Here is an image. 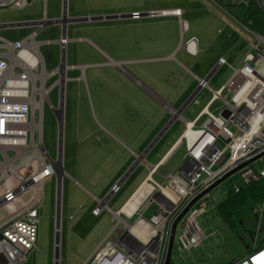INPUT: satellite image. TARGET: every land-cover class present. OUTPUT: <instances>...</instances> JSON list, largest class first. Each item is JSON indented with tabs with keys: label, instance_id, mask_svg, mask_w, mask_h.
Instances as JSON below:
<instances>
[{
	"label": "rangeland",
	"instance_id": "rangeland-1",
	"mask_svg": "<svg viewBox=\"0 0 264 264\" xmlns=\"http://www.w3.org/2000/svg\"><path fill=\"white\" fill-rule=\"evenodd\" d=\"M38 1L31 0L26 8L19 10H0V24L5 22L4 20L14 19L16 15L27 10H39L41 19L45 15H48L49 18L52 15L57 18L61 16L63 0H42L41 5ZM228 2L231 1L228 0ZM262 2L264 4V0ZM192 3H195V11L193 13L189 11L188 14L191 13L189 17L182 16V19L189 23V30L186 27L182 33L179 29H176L175 38H165L163 36L156 27L157 21L160 20L155 19L157 17L139 19L137 22L140 27L134 28L131 32L129 29L128 33L123 32L121 26H115L114 19L68 25V43L64 54L65 56L76 55L77 60H74V62L81 66L85 65L86 68L68 71L66 74L68 81L63 89V102L58 110H62V114L64 112L61 159L63 164L64 161L66 163L65 169L63 167L65 174L69 175L70 173L68 169L69 156H79L77 144L70 149L68 143L75 127L80 123L81 129L84 131L80 135L86 136L84 141L88 140L85 144H82L83 149H86L87 156L84 167H110L116 164L119 153L116 152V148L109 140L112 137L110 132L113 131L114 124L104 123L102 121L103 117L120 114L130 115L131 106L136 103H140L146 109L147 114L151 112L152 101L141 96L139 84L149 86L153 90L167 83L169 76L181 74V67H178L177 62L178 59L182 58L184 50L179 49L178 58H166L174 55L182 42L185 44L190 37L199 36L200 28L205 24L208 25L211 16L207 14L205 7L207 10L210 6L217 9L206 0H66V12L69 18L112 17L131 13H147L176 9ZM232 3L233 5L228 10L235 16V19L246 24V27L255 34H264V15L256 0H233ZM241 3L242 6L238 5ZM163 20L167 21L168 18H163ZM176 20L179 28L178 19ZM227 20L228 18L225 17L223 22L225 26H229ZM223 24L221 30L217 28L210 33L212 40L217 39L219 34L226 35ZM54 27L53 25L47 26L35 37L36 42L46 43L48 41V44L43 43L39 47L40 53L46 62L47 72L54 70L53 65L60 62V47L52 43L53 38L60 36V34L54 32ZM13 31L16 30H0V38L7 39L11 43L20 42L21 40H18L19 37ZM197 36L195 38H198ZM222 49L223 47L220 44L214 45L210 57L213 53L220 52ZM206 59L208 58L203 57L202 54H199L198 57L186 56V63L182 59V64L192 67L197 72V70L205 68ZM117 63L122 64L126 70L124 72L128 73H124L117 68L115 65ZM226 66L219 68L215 75L224 71L232 72V70H227L229 67ZM259 71L264 75V61H262ZM81 76L84 79H75ZM132 76L137 80L133 79ZM57 78V76L54 77L47 84L51 88L49 100L52 108L49 104H45L42 127L44 148L49 157L54 160L58 152L59 140L58 123L53 112V109H57L59 106L58 86L54 85ZM180 82L178 81L175 84H180ZM199 92L197 97L198 99L201 98L202 102L199 101L198 106L191 104L190 110L194 109L193 114H190L189 111L184 114V119L188 122L194 120L208 101V96L211 97L208 90ZM224 96H226L225 93ZM222 108L223 103L217 100L210 111L215 115H219ZM204 120L205 117L197 123L196 128L201 127ZM99 122L103 124L102 134H95V139H89L92 138L90 135L96 129V126H100ZM174 126L177 131H182L181 127L183 128V125L179 121H175ZM7 156L12 157V153L9 152ZM43 161L45 165L49 164L46 156H44ZM35 165L33 162V170L36 168ZM254 165L259 166L262 163L256 162ZM173 167L174 158L167 165V168L173 169ZM70 174L73 176L72 178H75L72 173ZM64 178L65 184L61 182L59 188L55 175L44 178L41 183L38 199V250L34 253V256L31 254L32 256L27 257L25 264H54L55 254L59 258L60 264H84L88 260L90 261L93 252L103 241L107 242L116 235L115 228L121 227L107 209H102L101 216L98 219H93L87 215L85 209L81 210L80 197L76 191L70 194L67 184L68 178L65 176ZM233 178L236 183L241 185L240 177L235 174L212 190L201 201V203L206 204L205 208L196 217L204 235L201 244L190 252L181 253L177 241H175L170 264H230L244 255L246 246H249L248 249L250 250H256L264 246V210L257 211V206L253 207L254 204H250L249 207L242 210L240 215L242 222L237 221L232 228L224 222L217 211L216 205L232 196L231 181ZM18 187L19 181L15 176L4 179L0 182V197L2 198V195L8 190ZM3 189H7L4 194ZM35 195L33 189H26L13 202L2 204L0 206V225L24 209L33 201ZM118 198L119 196L115 200ZM260 204V207L263 208L264 202ZM74 206L76 208L72 209ZM118 206L119 204L113 205L112 203L109 208L114 213L118 210ZM57 207H59V219L58 215L56 217ZM198 209L199 207L196 205L194 210ZM156 211L157 208L152 206L148 210V214L152 215ZM55 225L58 227L57 237L55 235ZM249 233H252L253 237ZM55 242L57 243L56 251Z\"/></svg>",
	"mask_w": 264,
	"mask_h": 264
},
{
	"label": "built area",
	"instance_id": "built-area-1",
	"mask_svg": "<svg viewBox=\"0 0 264 264\" xmlns=\"http://www.w3.org/2000/svg\"><path fill=\"white\" fill-rule=\"evenodd\" d=\"M28 3V0H0V9L19 10ZM262 12L264 15V9ZM167 15L177 17L181 29H185L178 10L150 12L145 16ZM138 17L140 15L136 13L131 15L132 19ZM54 22L43 21L37 27L43 28ZM239 28L248 34L249 47L241 65L232 69L231 76L218 90H212L207 81H198V88L208 90L211 97L194 121L188 122L181 113L169 109L171 118L182 123L184 131L171 147L168 157L151 169L141 186L144 191L136 199L134 221L127 224L120 220L122 229L115 228L116 235L103 241L90 261L84 264H164L174 222L203 191L258 156L261 157L235 174L240 177L241 185L246 186L264 179V75L259 71L264 61V35L250 37L242 25ZM0 42V182L10 176L19 181V187L8 190L0 200L3 205L11 203L30 188L36 193L25 209L0 225V264H25L27 257L38 250L41 183L44 178L56 175L53 163L45 165L43 161L46 154L42 149L45 104L52 108L49 101L51 88L47 84L58 77L54 85L58 86L61 107L65 74L60 68L52 72L45 70L39 50L43 43L36 42L35 34L18 43L1 38ZM67 43L65 36L59 39L62 51ZM197 44V39L192 37L185 42L184 49L196 55ZM225 64L220 59L217 66ZM217 100L223 103L219 115L210 111ZM203 117L201 127L196 128ZM9 152L12 157L7 156ZM174 152L179 159L174 162L173 169L167 168L171 160L166 161ZM57 162L60 163V159L57 158ZM256 162L262 165L255 166ZM154 175H160L161 181L152 178ZM239 191L240 185L233 178L232 195ZM201 201L194 204L176 226L173 244L177 241L181 253L196 249L204 238L196 220L206 206ZM196 205L198 210H194ZM152 206L157 211L145 218ZM92 214L98 216L100 209H95ZM57 231L55 226V235ZM55 262L59 264L58 259ZM230 264H264V249L249 251Z\"/></svg>",
	"mask_w": 264,
	"mask_h": 264
},
{
	"label": "crops",
	"instance_id": "crops-1",
	"mask_svg": "<svg viewBox=\"0 0 264 264\" xmlns=\"http://www.w3.org/2000/svg\"><path fill=\"white\" fill-rule=\"evenodd\" d=\"M41 1L42 0L38 1L40 5H41ZM30 3H31V0L28 4ZM211 4H213L217 9L210 6L208 8L209 10H207V8L205 7V11L211 17H210V22L208 23V25L205 24L204 26L200 28L201 30L200 32H198L199 36L195 35L198 37L196 38L198 42L197 54L191 55L188 52H186L184 50V44L182 42L180 46H178V48L176 49L177 51L174 53V55L166 58V59L178 58L177 55L179 53V49L184 50L182 58L178 59V62H177L178 67H181L180 70L182 73L173 74L172 76H169L167 78V83H165L163 86H159L157 89L152 90L149 86L139 84L141 88V96L143 98L150 99L152 101V105L150 108L151 112L147 114L146 109H144L140 105V103H136L134 106H131L130 115L120 114V115L112 116V117L110 116L103 117L102 121L104 123L107 122V123L114 124L113 131L110 132L112 137L109 138V140L111 141L113 146L116 148V152L119 153L118 161L116 162V164L110 167H98V166L90 167V168L84 167V161L86 160L87 156H86V149H83L82 144L83 143L85 144V142L88 140L84 141L86 136L80 135L84 133V131L81 129L82 128L81 123L75 127L73 131V135L71 136L69 143H68V147L70 149L77 144L76 146L79 152V156L70 155L68 159V169L70 173L74 175L75 178H72L73 176L70 173L69 175H67L63 172V167L65 169L66 163L64 161V164H63L62 159H60V164H59L57 162V155H56L55 160L50 158L47 152H46V155H44L52 161L56 169V173L58 174L60 173L59 181L57 180V176L55 175L56 181L58 183V188L61 182L65 184L64 176L67 177L68 178V183H67L68 190L70 194L71 192L76 191V193L81 199V205H82L81 210L85 209L87 215L91 216L93 219L100 218L102 209H107L111 212L112 218L113 217L115 218L117 216L115 219L116 221L119 220L118 223L121 226L118 228L119 230H121L123 227V224L121 223L120 220H122L124 223H127V224H131L133 222L134 211H135V207L137 206L136 203L138 202L136 200L133 203V208L127 209L125 211L126 205L134 197V193H136L140 189V187L144 185L145 181L147 180L149 176L151 169L158 166L161 163L163 158L168 157L167 154L170 151L171 147L174 145V143L177 141V139L180 137V135L184 131V126L183 128L181 127L182 131L176 130L174 126L175 121L169 124L171 120L169 109H173L177 111L183 106H186V108L182 112L183 117L187 111H189L190 114H193L194 109L190 110L191 104H195V106H198L199 101L202 102V99L201 98L198 99L197 97L200 92H198L197 95L192 98V94L198 88V81L204 80L210 75L207 81L208 86L212 90H218L227 82V80L229 79V76H231V71L230 73H228L227 71H224L222 73L215 75L217 70L226 65L230 68V69L228 68L227 70L235 69V67H239L241 65L245 55L248 52V41H247L248 37L244 35L243 33L244 31L240 30L239 28L240 24L238 23L239 21L235 19L234 18L235 16H233L228 10V8L231 5H233V3L232 2L229 3L225 0L224 2H221L220 5L216 3H211ZM238 5L242 6V3ZM195 7H196L195 3H192L191 5H184L183 7H179L176 9L159 10V11H174V10L181 11V20L185 24V29L187 27V29L189 30V23L184 21L182 19V16L189 17L191 13L195 11ZM3 9L14 10L10 8H2L0 10H3ZM63 9H65V14H66L64 16L65 20H63L64 24H61V25L52 24L53 26H55L54 32L57 34H60V36L53 38L52 43H55L57 45H58L59 39L63 36H65L66 39L68 40L67 38L68 25L73 24V23H79V22H71V20H75L78 18H69L67 16L66 0L65 1L63 0L62 2V11ZM189 11L191 13L188 14ZM209 11H212V12H209ZM152 12H156V11H152ZM147 13H150V12H147ZM147 13H136V14L143 15L142 17H139L137 19L131 18V15L135 13H131L129 15L127 14L121 15L123 17L114 19L116 22L115 26H121L124 30L123 32L128 33L127 31L129 29L131 32L134 28L140 27L137 21L141 18H146L145 15H147ZM225 17L228 18L227 24L230 27L225 26L223 24V22L225 21ZM61 18H62V14L59 18L53 15L50 16L49 18L48 15L47 16L45 15L44 18L41 19V17L39 16V10H35V11L27 10L26 12L22 14L16 15L14 19L4 20L5 22H2L0 24V26L2 27L0 28V30L2 29L16 30L13 32H15L14 34L17 37H19L18 40L20 41L33 34H35V37H37V35L43 29L47 27L46 26L43 28H39L37 27V25L30 26L29 23H32V22L40 23L43 21H48V22L55 21L56 22V21L61 20ZM163 18H168V20L164 21ZM48 19H51V20H48ZM155 19H160L159 21H157L156 27L163 34L165 38H169V37L175 38L176 29L177 30L179 29L182 33L185 30V29L184 30L181 29L180 22L177 17L167 15V16H160ZM176 19H178L179 28L177 27ZM218 22L220 23L219 25L221 26L220 28L218 26ZM13 24L14 25L21 24L24 26L4 28L7 25H13ZM222 24H223V29L225 30L224 32L226 33V35L222 36L221 34H219L217 39L212 40L211 39L212 35H210V33L214 32V30H216L217 28L221 30ZM243 25L245 26L246 24L243 23ZM195 36H192V37H195ZM215 38H216V35H215ZM218 44H220L223 47V49L220 52L213 53V55L210 57V52L214 48V45H218ZM122 47H124V45H122ZM60 51H61L60 62H58L57 64L55 63L53 65L54 66L53 69L56 70L60 68V71L65 74V80L63 84V89H64V85L68 81V79L66 78V74L68 73V71H71L73 69L83 70L86 68V66L85 65L81 66L80 64H77L74 62V60H77L76 55L65 56L64 54L65 49L64 51L60 49ZM199 54H202L203 57L208 58L206 59V62H205L206 63L205 68H202V70H197L196 72L195 70H193L192 67L187 66L186 64L184 66L182 64V59L186 63V56L198 57ZM220 59H223L226 64L221 67H218L217 64ZM115 65L117 68L121 69L123 72L126 71L122 64L117 63ZM44 66H45V70H47L45 60H44ZM216 67L217 69L215 73L211 74L212 70ZM124 73H128V72H124ZM132 78L137 80L133 76ZM75 79L80 80L84 78L83 76H81L80 78L77 77ZM178 81H181L180 84H175ZM82 94L84 95L83 91H82ZM209 98L210 97L208 96V101H209ZM207 102L204 104L201 110L206 106ZM55 113H58V114L56 115ZM55 113L54 114H55L56 121H57V117H61L62 126H63L64 112L62 114V110H61ZM99 123H100V126H96V129L93 130V132H91L90 137L92 138H89V139L91 140L95 139V134H100V133L102 134L101 129H103L102 127L103 124L101 122ZM94 127L95 125L93 126V128ZM154 139H157V140L155 143L152 144V141ZM42 144H43V141H42ZM89 145H90V140H89ZM89 151L91 152L90 149ZM144 153H145L144 159H141L138 162V164L132 170H130L131 167L134 165L135 160L138 159L139 156ZM57 154H59V152H57ZM44 156H43V159H44ZM173 157H174V162L179 159V155L176 154V152H174L172 155H170V157L168 158L166 162L170 161ZM160 175H163V174L160 173ZM160 175H154L152 176V178H154L156 181H161ZM123 178L124 180L121 182L119 187H115L117 183H119ZM5 190L7 189H3V194ZM108 195H110V198L107 200V202H103L105 197H107ZM117 196H119V198L115 200ZM74 197L76 198L77 196H74ZM112 203L113 205L119 204L118 210L114 213H112V211L109 208V206ZM75 208L76 207L74 206L72 209H75ZM58 209L59 207H57L56 217L58 215V219H59ZM95 209H100V214L98 216H94L92 214V212ZM38 213H39V210H38ZM148 216L149 214L147 212L144 217L148 218ZM38 241H39V228H38ZM246 247L249 248V246H246ZM57 259L60 264L59 258Z\"/></svg>",
	"mask_w": 264,
	"mask_h": 264
},
{
	"label": "water",
	"instance_id": "water-1",
	"mask_svg": "<svg viewBox=\"0 0 264 264\" xmlns=\"http://www.w3.org/2000/svg\"><path fill=\"white\" fill-rule=\"evenodd\" d=\"M65 1V0H64ZM28 2H30V0H28ZM65 10V9H63ZM140 15V14H139ZM143 15H140V17H142ZM119 17H123L121 15H116V16H112V17H86V18H78V19H75V20H71V22H87V21H100V20H108V19H115V18H119ZM42 23V22H40ZM39 23H29L30 26H34V25H38ZM52 24H64V21L63 20H59V21H56L54 23H50L49 25H52ZM24 25H21V24H16V25H7L5 26L4 28H11V27H22ZM0 28H2L0 26ZM63 58V57H62ZM62 66V64H61ZM219 67V66H218ZM217 67L214 68L211 72V74H214L215 71H216ZM61 72V71H60ZM62 73V72H61ZM210 77V75L204 79V81H208V78ZM200 91L199 88H197V90L192 94V98L194 96L197 95V93ZM60 106H58L59 108ZM186 108V106H183L182 108H180L179 110H177L178 113H181L183 112V110ZM57 109H53V112H57L56 111ZM56 115L58 113H55ZM172 122H174V119L171 118L170 120V123L171 124ZM57 123H58V129H59V140H58V152L59 154H57V158L58 159H61V152H62V149H61V145H62V139H61V135H62V119L61 117H57ZM162 134V133H161ZM157 139H154L152 141V144L156 142ZM43 151H46L45 148L43 147L42 148ZM146 153V152H145ZM145 153L140 155L138 159L135 160V163L134 165L131 167L130 170H132L137 164L138 162L141 160V159H144L145 157ZM46 155V154H45ZM261 156H258L252 160H250L249 162L239 166L237 169L233 170L232 172L228 173L227 175H225L222 179H220L219 181L215 182L214 184H212L209 188H207L205 191H203V193H201L198 197H196L188 206L187 208L181 213V215L176 219V221L174 222L173 226H172V229H171V234H170V239H169V243H168V249H167V253H166V258H165V262L164 264H170L171 263V256H172V249H173V239H174V233H175V229H176V226L177 224L180 222V220L183 218V216L191 209V207L196 204L198 201H200L201 199H204L212 190H214L216 187H218L221 183H223L224 181H226L227 179H229L233 174L237 173L241 168L245 167L246 165L248 164H251L252 162H254L255 160L259 159ZM48 159V163L51 164L52 161L47 157ZM60 164V163H59ZM56 176H57V180L59 181V176H60V173H56ZM125 178V177H124ZM124 178L119 182L117 183V185L115 187H119V185L121 184V182L124 180ZM111 195V194H110ZM110 195H108L107 197H105L104 201L103 202H107V200L110 198ZM3 201L0 200V206L2 205ZM58 235H56L57 237ZM246 249H248V247H246ZM58 257H56V254H55V260H54V264H56V259Z\"/></svg>",
	"mask_w": 264,
	"mask_h": 264
},
{
	"label": "trees",
	"instance_id": "trees-1",
	"mask_svg": "<svg viewBox=\"0 0 264 264\" xmlns=\"http://www.w3.org/2000/svg\"><path fill=\"white\" fill-rule=\"evenodd\" d=\"M248 199L251 200L247 201ZM261 202H264V179H260L257 183L251 184L249 186L240 185L239 193L228 197L224 201L217 204L216 207L224 222L232 228V226L237 223V221L240 220V222H242V219H240L242 210H245L250 204H254L253 207L257 206V211L264 210V207H260ZM249 234L251 237H253L252 233ZM262 249H264V246L256 250L246 249L245 253L248 254L249 251L258 252Z\"/></svg>",
	"mask_w": 264,
	"mask_h": 264
},
{
	"label": "flooded vegetation",
	"instance_id": "flooded-vegetation-1",
	"mask_svg": "<svg viewBox=\"0 0 264 264\" xmlns=\"http://www.w3.org/2000/svg\"><path fill=\"white\" fill-rule=\"evenodd\" d=\"M225 0H212V1H210V3H216V4H218V5H220V3L221 2H224ZM227 2H228V0H226ZM231 2H233V0H230ZM258 3H259V5H260V7H261V9H262V11H263V9H264V4H263V2H262V0H256ZM66 14H65V10H63V12H62V18H61V20H65V16ZM240 25H242L243 27H244V30L245 31H248L249 32V35H250V37L251 36H262V35H264V34H262V35H258V34H255L254 32H252V31H250V30H248V29H246L245 28V26L243 25V23H240V21L238 22ZM239 25V26H240ZM244 33V35H246L247 37H248V34H246L245 32H243ZM185 50V49H184ZM186 51V50H185ZM187 52V51H186ZM182 115V114H181ZM183 116V115H182Z\"/></svg>",
	"mask_w": 264,
	"mask_h": 264
},
{
	"label": "bare ground",
	"instance_id": "bare-ground-1",
	"mask_svg": "<svg viewBox=\"0 0 264 264\" xmlns=\"http://www.w3.org/2000/svg\"><path fill=\"white\" fill-rule=\"evenodd\" d=\"M61 111V110H60ZM144 191L143 187H141L137 194L131 199V201L126 205L125 211L127 209H132L133 208V203L136 201V199L142 194V192ZM117 217V216H116ZM140 231V230H137Z\"/></svg>",
	"mask_w": 264,
	"mask_h": 264
}]
</instances>
